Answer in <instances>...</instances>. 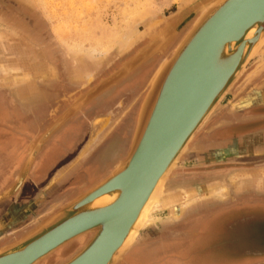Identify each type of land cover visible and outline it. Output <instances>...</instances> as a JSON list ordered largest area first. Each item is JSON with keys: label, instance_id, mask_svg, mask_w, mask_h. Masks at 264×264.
I'll return each mask as SVG.
<instances>
[{"label": "rangeland", "instance_id": "obj_1", "mask_svg": "<svg viewBox=\"0 0 264 264\" xmlns=\"http://www.w3.org/2000/svg\"><path fill=\"white\" fill-rule=\"evenodd\" d=\"M193 1L0 0V194L15 182L31 143L56 118L134 60L161 28L179 27L164 48L50 136L21 189L0 202V245L99 183L125 157L152 76L196 18L190 17ZM261 100L264 43L165 181L162 191L175 201L151 212L118 264H264V219L245 216L242 208L250 206L238 204L248 195L264 196V136L246 137L264 126ZM248 211L264 213V205ZM90 236L38 264L65 262Z\"/></svg>", "mask_w": 264, "mask_h": 264}, {"label": "water", "instance_id": "obj_2", "mask_svg": "<svg viewBox=\"0 0 264 264\" xmlns=\"http://www.w3.org/2000/svg\"><path fill=\"white\" fill-rule=\"evenodd\" d=\"M196 3L200 5L191 9L190 17L196 16L191 28L150 80L125 157L99 183L1 247L0 264H38L85 234H91L86 244L61 264L119 263L124 249L118 247L156 182L169 168L167 180L194 133L264 43V0H194ZM209 23L213 24L212 31L202 35ZM251 27L255 32L246 39L245 33ZM173 33L164 42L152 41L146 47L150 51L143 60L164 48ZM131 68L124 69L125 73L118 79ZM108 78L100 82L106 83ZM152 79L158 81L154 86ZM113 83L103 85L88 97L96 89L91 88L63 112L60 124L39 142L38 153L63 123ZM36 140L31 143L15 182L0 194V202L14 195L25 183L37 156L31 153ZM103 194L114 198L104 206H92V201Z\"/></svg>", "mask_w": 264, "mask_h": 264}, {"label": "bare ground", "instance_id": "obj_3", "mask_svg": "<svg viewBox=\"0 0 264 264\" xmlns=\"http://www.w3.org/2000/svg\"><path fill=\"white\" fill-rule=\"evenodd\" d=\"M192 0H187L188 3ZM186 3V2H185ZM194 5V7L200 5V3H196L194 4V1L191 3ZM202 6V5H201ZM166 26V24L164 25V27ZM213 26V24L209 23L207 26H205V30H204V34L202 33V35H205L207 32H209L211 30V27ZM162 29V28H161ZM160 29V34L155 37L152 36V38H154L152 41L156 44H158L160 41H163L165 40V38L173 33L174 30H171L170 28H166L162 33H161V30ZM212 31V30H211ZM255 30L254 28H250L246 31L245 33V37L246 39H249L253 34H254ZM175 33V32H174ZM174 33L172 34V36L174 35ZM154 34V33H153ZM209 36V34L207 35ZM171 37V36H170ZM169 37V38H170ZM168 38V39H169ZM164 39V40H163ZM248 41V40H247ZM197 43V42H196ZM261 47V46H260ZM257 48L256 52L259 50V48ZM227 46L225 47V51L227 52ZM151 49H152V46H151ZM150 51L148 49H143L141 52L139 51V53L135 56L134 60H131L129 61V63H127L126 65H124L121 70H119L118 73L116 74H113V76H110L106 81H103V82H100L98 83L95 87L96 89L93 90V88L91 90H93L92 92H90L87 96H91L92 93H96L100 88L103 87V85L105 84H109V83H113L115 82L116 79L119 78V76H122V74L125 73L124 69L128 68V67H135L137 66L140 61L142 60L143 61V58L145 57V55H147L146 53ZM255 52V54H256ZM254 54V55H255ZM253 55V56H254ZM249 61V60H248ZM247 65V64H246ZM245 65V66H246ZM244 66V68H245ZM126 67V68H124ZM131 68V69H132ZM244 68L240 71V73L244 70ZM157 70V69H156ZM110 81V82H109ZM109 82V83H108ZM153 82V83H152ZM152 84L154 86V83L156 84V82H158L157 80L155 79H152ZM234 83V82H233ZM232 85V84H231ZM231 87V86H230ZM229 87V88H230ZM228 88V89H229ZM228 90H226L223 95L221 96V99L223 98V96L226 94ZM87 97V98H88ZM86 98V99H87ZM220 99V100H221ZM216 106V105H215ZM215 108V107H214ZM213 108V109H214ZM213 111V110H212ZM64 116V115H63ZM62 115H60L58 118H56L48 127L47 129L41 134L39 140L37 139L36 140V143L33 144L32 148H31V153L32 154H35L37 155L38 153V149H39V146H40V143L42 142V140L48 135L50 134L57 126H58V123L61 121L60 117H63ZM66 116V115H65ZM209 116V115H208ZM204 122V121H203ZM60 124V123H59ZM40 142V143H39ZM180 160V159H179ZM121 161V160H120ZM119 162V161H118ZM117 162V163H118ZM174 162V161H173ZM179 162V161H178ZM177 162V163H178ZM177 163L174 165V167L177 165ZM117 165V164H116ZM116 167V166H115ZM169 169V168H168ZM168 169L166 170V172H164L161 177L158 179V181L156 182L154 188L152 189V191L150 192L148 198L146 199V201L144 202L142 208L140 209V212L138 213V216L136 217L135 221L133 222V224L131 225V227L129 228L126 236L124 237L121 245L118 247V249H121L123 250L122 254L125 252L126 248H128L129 246H131L138 238L139 236V232L141 230V228H143L146 224V222L151 218V212L155 209H157L159 207V204L161 205H169V203L171 202H174L175 201V198L173 196H171L170 193L168 194H164V192L162 191L163 190V182L165 180V177L167 175V171ZM169 176V175H168ZM168 179V177L166 178ZM166 181V180H165ZM192 191V190H191ZM194 191V190H193ZM222 191V190H221ZM195 192V191H194ZM190 193V192H189ZM188 194V193H187ZM182 195V194H181ZM114 197H111L110 195L108 194H103V195H100L99 197L95 198L91 205L94 206V207H98V206H104L108 203H110L112 200H113ZM183 198V197H182ZM181 204V203H179ZM79 238V237H78ZM77 239V238H76Z\"/></svg>", "mask_w": 264, "mask_h": 264}, {"label": "flooded vegetation", "instance_id": "obj_4", "mask_svg": "<svg viewBox=\"0 0 264 264\" xmlns=\"http://www.w3.org/2000/svg\"><path fill=\"white\" fill-rule=\"evenodd\" d=\"M256 196H259V200L258 199H254V198H256ZM248 200L247 201H242V202H239L238 204L240 205H247L248 204V206H250L249 208H242V209H244L245 211H247L248 212V215L247 214H245V216H248L249 218L251 217V216H256V220H261V219H264V218H261L263 215H264V213H259V211H256V213H254V212H250L249 213V209H252V207L254 206L255 207V205L256 204H261V205H264V196L261 194H253V195H248ZM243 200V199H242ZM252 202H255V203H252ZM258 206H260V205H258ZM231 207H233V206H231ZM230 207V208H231ZM243 207V206H242ZM248 209V210H247ZM254 209H256V208H254ZM240 220L241 219H239L238 220V222H240ZM257 241V240H256Z\"/></svg>", "mask_w": 264, "mask_h": 264}, {"label": "crops", "instance_id": "obj_5", "mask_svg": "<svg viewBox=\"0 0 264 264\" xmlns=\"http://www.w3.org/2000/svg\"><path fill=\"white\" fill-rule=\"evenodd\" d=\"M262 101V103H264V100H261ZM263 106H264V104H262ZM261 105V106H262ZM258 132H261V134H262V136H264V126H262L261 128H260V130L259 129H256V130H251V131H249L248 132V134H246V137L247 136H250V135H255V134H257ZM255 169V168H254ZM257 169V168H256ZM262 190V189H261ZM264 190V189H263ZM23 235V234H22ZM21 235H19V237H20ZM11 242H13V240L12 241H10V242H6L5 244H3V245H0L1 247H3V246H5V245H7V244H9V243H11ZM0 247V248H1Z\"/></svg>", "mask_w": 264, "mask_h": 264}]
</instances>
